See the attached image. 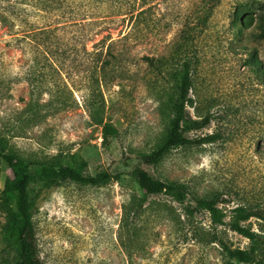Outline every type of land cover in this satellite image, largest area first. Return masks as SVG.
Wrapping results in <instances>:
<instances>
[{"label": "rangeland", "instance_id": "374dc122", "mask_svg": "<svg viewBox=\"0 0 264 264\" xmlns=\"http://www.w3.org/2000/svg\"><path fill=\"white\" fill-rule=\"evenodd\" d=\"M242 1L0 0V148L32 166L85 162L89 174L150 152L168 133L185 63L187 113L209 118L187 135L214 136L147 166L185 184L184 203L145 196L127 175L103 185L32 182L44 264H264V29L241 27ZM13 177L0 157V264L18 259L5 232L17 211L6 192ZM197 196L217 198L223 221ZM237 207L256 212L244 222L254 240L231 228ZM238 248L253 261L231 256Z\"/></svg>", "mask_w": 264, "mask_h": 264}, {"label": "trees", "instance_id": "16d2710c", "mask_svg": "<svg viewBox=\"0 0 264 264\" xmlns=\"http://www.w3.org/2000/svg\"><path fill=\"white\" fill-rule=\"evenodd\" d=\"M261 0H244L237 6V14H244V24L241 27L253 29L257 25L264 29V17H262ZM260 23V24H258ZM154 63L153 58H150ZM177 88L176 96L172 98L173 115L170 119V127L165 139L160 145L147 153L132 156L125 155L121 161L108 169L98 171L96 174L86 172V163L80 165L53 164L42 162L32 166L24 157L14 151L0 148V157L12 170L14 177L8 182L6 192L14 191L16 195L17 211L12 215V221L5 227V232L14 241L18 248L17 264H44L41 258L34 223V208L29 194V187L35 180H72L84 184L103 185L112 180L129 176L145 192L150 194L166 193L180 203L188 198V188L185 184L176 181L162 180L153 175L148 165L158 163L172 149L185 146L193 142L206 143L214 140L213 135H208L197 140H192L187 132L194 128L206 125L209 118L202 121L195 120L187 113V101L193 87L190 65L185 63L176 73ZM107 132L111 133L114 125L107 124ZM145 196L133 202V214L139 216L144 207ZM197 207L208 210L215 222H222L225 214L218 206L217 198L196 197ZM235 216L230 222L233 230L255 239L256 233L248 228L244 222L256 215L245 207H237L234 210ZM230 255L242 261H253V255L245 249H231Z\"/></svg>", "mask_w": 264, "mask_h": 264}]
</instances>
